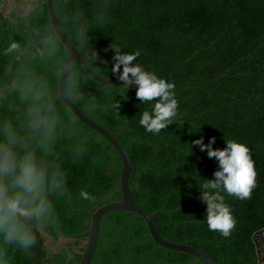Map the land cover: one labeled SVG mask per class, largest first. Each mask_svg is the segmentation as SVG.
I'll return each mask as SVG.
<instances>
[{"label": "trees", "instance_id": "1", "mask_svg": "<svg viewBox=\"0 0 264 264\" xmlns=\"http://www.w3.org/2000/svg\"><path fill=\"white\" fill-rule=\"evenodd\" d=\"M58 22L98 75L111 72L114 51L140 56L133 63L168 81L178 101L176 120L158 133L138 121L135 86L103 84L71 60L65 91L89 118L111 131L125 147L136 203L154 213L159 235L205 252L214 264H257L254 232L264 229V0H53ZM21 15L0 0V128L10 126L40 159L63 172L64 189L50 191L52 211L26 221L35 236L23 248L0 232V264H79L90 212L120 198L121 160L116 150L56 99L58 66L65 50L51 31L44 0H27ZM117 108V110L115 108ZM52 139L42 145L45 129ZM213 147L234 139L248 146L256 169L251 198L225 194L236 217L229 237L210 231L199 188L218 167L197 137ZM191 146V151H190ZM81 189L91 199H81ZM77 234L70 240L60 236ZM89 264H203L196 257L164 248L132 211L105 213Z\"/></svg>", "mask_w": 264, "mask_h": 264}, {"label": "clouds", "instance_id": "2", "mask_svg": "<svg viewBox=\"0 0 264 264\" xmlns=\"http://www.w3.org/2000/svg\"><path fill=\"white\" fill-rule=\"evenodd\" d=\"M139 56L138 49L130 53L115 50L111 72L117 74L126 90L135 86V96L141 105L152 104L150 111L141 112L138 123L146 132L155 134L176 120L178 101L170 81L140 63H133ZM29 126L45 129L42 145L47 147L52 139V126L42 119L31 120ZM214 140L209 137L204 143L200 136L191 141V145L206 150L207 156L215 158L218 164L212 178L198 187L199 198L206 205L204 219L208 229L229 237L237 221L225 194L240 200L251 198L257 173L246 144L229 139L224 147L214 148ZM63 177L58 167L50 170L13 128H0V232L6 241L15 240L23 248L34 243L35 236L26 221L52 211L48 193L64 189ZM79 195L83 200L91 199L84 189Z\"/></svg>", "mask_w": 264, "mask_h": 264}, {"label": "water", "instance_id": "3", "mask_svg": "<svg viewBox=\"0 0 264 264\" xmlns=\"http://www.w3.org/2000/svg\"><path fill=\"white\" fill-rule=\"evenodd\" d=\"M49 24L51 31L57 37V39L62 44L65 55L63 61L58 66L59 68V77L57 82V94L56 99L61 100L66 108L70 110L71 113L82 123H84L88 128L94 130L96 133L100 134L106 141L116 150L118 153L120 160H121V168L119 174V190H120V198L114 199L108 202H105L99 205L95 210L90 212V220H89V227L86 230H83L79 234L86 235V238L83 241L84 248L81 252V256L79 259V264H89L94 253L96 244H97V237L99 231V222L101 217L107 212L113 211H132L140 215L146 224L148 229L149 235L152 240L157 243L158 245L167 248L178 250L181 252H185L190 254L197 259H199L203 264H214L210 257L200 250L197 247L191 246L189 244H185L183 242H174L167 239L162 238L156 228L154 222V213L155 212H147L141 206H139L136 201L134 200L130 188L128 185V175L132 168V164L129 158V155L125 149V147L120 143V141L115 137V135L109 131L104 126L100 125L96 121L92 120L87 116L84 112H82L76 104L70 99L65 91V79L67 75L68 65L71 60L78 61L84 70L96 81L103 83V84H112V85H122L123 82L119 79H108L98 75L94 72L89 64L86 61V50L83 46V27L86 23L92 20H100L101 17L92 18L86 20L80 27V38L82 42V47L77 48L66 36L64 31L62 30L54 7L53 0H44ZM173 83V80H170ZM134 86V85H133ZM264 232V229L258 230L253 234V240L256 246V255H257V264H264V241H261L260 245V238L259 236ZM77 234H69L68 236H60V240H70L72 237L76 236Z\"/></svg>", "mask_w": 264, "mask_h": 264}, {"label": "flooded vegetation", "instance_id": "4", "mask_svg": "<svg viewBox=\"0 0 264 264\" xmlns=\"http://www.w3.org/2000/svg\"><path fill=\"white\" fill-rule=\"evenodd\" d=\"M5 3H7L8 1L7 0H3ZM26 1L27 0H23V2H22V4H20L19 2V0H14L13 1V3H11V5L10 6H7L6 5V10L8 11V12H10L11 10H13L14 8L16 9H18V13H20L21 15H23V14H26L29 10H31L32 9V6L31 5H27V3H26ZM261 241H263L261 238H260V245H261Z\"/></svg>", "mask_w": 264, "mask_h": 264}, {"label": "rangeland", "instance_id": "5", "mask_svg": "<svg viewBox=\"0 0 264 264\" xmlns=\"http://www.w3.org/2000/svg\"><path fill=\"white\" fill-rule=\"evenodd\" d=\"M8 1V0H7ZM13 1L14 0H9L7 3H6V5L7 6H10L11 5V3H13ZM20 2V4H22V2H23V0H19ZM259 238H261L263 241H264V232L259 236Z\"/></svg>", "mask_w": 264, "mask_h": 264}]
</instances>
